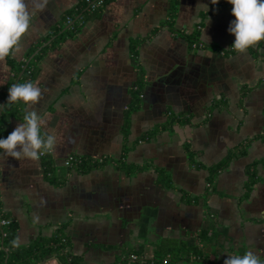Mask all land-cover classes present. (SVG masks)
<instances>
[{
  "label": "crops",
  "instance_id": "crops-1",
  "mask_svg": "<svg viewBox=\"0 0 264 264\" xmlns=\"http://www.w3.org/2000/svg\"><path fill=\"white\" fill-rule=\"evenodd\" d=\"M78 1L48 0L35 11L27 0L29 28L9 56L24 61ZM230 8L227 0H110L99 17L46 50L33 80L41 96L22 109H35L42 134L54 137L53 179L41 156L0 152L1 212L17 224L19 245L61 229L78 264H167L157 244L197 234L205 218L197 200L207 193L206 206L225 226L213 263L251 251L264 264V39L244 52L231 49ZM138 70L140 103L128 113ZM12 75L7 56L0 58V104ZM21 120L10 117L8 133ZM234 149L209 184L208 168ZM69 154L105 161L80 171L64 166ZM123 155L140 168H119ZM35 264L63 263L52 252Z\"/></svg>",
  "mask_w": 264,
  "mask_h": 264
},
{
  "label": "trees",
  "instance_id": "trees-1",
  "mask_svg": "<svg viewBox=\"0 0 264 264\" xmlns=\"http://www.w3.org/2000/svg\"><path fill=\"white\" fill-rule=\"evenodd\" d=\"M97 1L98 0H79L75 8H72L63 14L49 35L43 37L29 49L24 61L15 62L9 55H7V62L13 73L9 86L13 83H23L27 81L33 82L39 69V62L46 50L59 45L65 38L74 36V34L80 30L82 24L87 20L99 17L104 5L110 0H100V3H97ZM67 18H69L68 21ZM194 37V33H191V44L196 41ZM50 38H52L50 43L34 53L42 43ZM27 59L28 61L25 63ZM19 73L21 74L18 77ZM142 85V73L138 70L137 78L131 91L128 113L139 106ZM1 98L5 103L6 94H3ZM22 107V103L16 102L3 108L0 115V136H7L8 130L6 129V122L10 117L22 118L24 114ZM128 113L126 114L122 128L124 141L126 140L129 128ZM177 119H179L178 116L173 115V117H171V121ZM235 154L236 149L229 151L221 161L208 168L209 175L207 177V182L209 184L213 182L216 174L229 164ZM188 155V158L191 161L193 154L189 153ZM75 156L77 157V160L72 167H75L80 171H87L89 168L105 161L103 158H101V161H98L97 159L90 157ZM41 159L43 162V173L47 177L53 179V162L50 153L46 151L44 155L41 156ZM117 163L118 167L121 169L130 168L136 170L140 168H133L130 164H126L124 155L117 161ZM256 163L257 162H253L247 168L249 178L247 181V187L254 183V165ZM157 173L159 182L163 184V186H168L170 183L166 173L162 170H157ZM206 198L207 193L197 200V203L204 209L205 218L203 219L196 235H185L179 240L163 239L157 244L156 256H166L167 264H174L177 261H187L191 258H197V261L200 264H214L213 257L217 256L222 250V239L225 235V226L216 210L206 206ZM2 218L7 217L1 212L0 203V220ZM198 243L202 244V246H199ZM65 247L66 237L63 236L61 229L57 230V233L51 238L37 237L28 245L23 246L17 243V224L15 222L9 220L8 224L0 225V264H35L43 259L45 255L52 252L57 255L63 264H78L77 260L65 251Z\"/></svg>",
  "mask_w": 264,
  "mask_h": 264
},
{
  "label": "clouds",
  "instance_id": "clouds-1",
  "mask_svg": "<svg viewBox=\"0 0 264 264\" xmlns=\"http://www.w3.org/2000/svg\"><path fill=\"white\" fill-rule=\"evenodd\" d=\"M32 9L43 11L48 0H30ZM216 4L217 0H211ZM234 17L226 31L234 36L229 47L244 52L251 45L264 39V0H227ZM30 13L27 0H0V58L9 55L22 34L29 28ZM0 81V85H3ZM41 96V89L32 81L13 83L7 88L4 107L20 102L25 106L34 105ZM45 121L35 109L25 111L21 122L7 136H0V152L16 160L37 159L54 144L52 135L41 132ZM15 243V242H14ZM223 264H262L251 251L228 255Z\"/></svg>",
  "mask_w": 264,
  "mask_h": 264
},
{
  "label": "built area",
  "instance_id": "built-area-1",
  "mask_svg": "<svg viewBox=\"0 0 264 264\" xmlns=\"http://www.w3.org/2000/svg\"><path fill=\"white\" fill-rule=\"evenodd\" d=\"M101 1L100 0H98L97 1V3H100ZM69 20V18H67V21ZM141 96V95H140ZM49 153H50V151H48ZM44 155V154H43ZM40 156H42V155H40ZM77 160V157L74 155V154H69L65 159H64V161H63V164H64V166H66V167H72V165L74 164V162ZM99 160H101V158L99 159ZM9 223V219H7V218H2L1 220H0V225H6V224H8ZM130 257L132 258V259H136V256L135 255H130Z\"/></svg>",
  "mask_w": 264,
  "mask_h": 264
},
{
  "label": "water",
  "instance_id": "water-1",
  "mask_svg": "<svg viewBox=\"0 0 264 264\" xmlns=\"http://www.w3.org/2000/svg\"><path fill=\"white\" fill-rule=\"evenodd\" d=\"M68 26V25H67ZM50 40H47L46 42H44L42 45H40L37 50H35L34 53H36L39 49H41L42 47H44L45 45H47L49 43Z\"/></svg>",
  "mask_w": 264,
  "mask_h": 264
}]
</instances>
